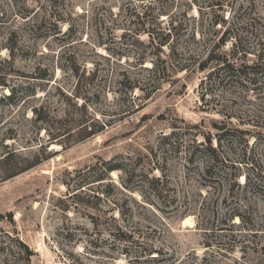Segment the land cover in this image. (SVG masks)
<instances>
[{"label":"rangeland","instance_id":"374dc122","mask_svg":"<svg viewBox=\"0 0 264 264\" xmlns=\"http://www.w3.org/2000/svg\"><path fill=\"white\" fill-rule=\"evenodd\" d=\"M190 1L0 0V264H264V95L196 69L264 54V0ZM209 139L251 180L225 201Z\"/></svg>","mask_w":264,"mask_h":264},{"label":"trees","instance_id":"16d2710c","mask_svg":"<svg viewBox=\"0 0 264 264\" xmlns=\"http://www.w3.org/2000/svg\"><path fill=\"white\" fill-rule=\"evenodd\" d=\"M192 1L191 0V6H192ZM184 19L180 20L177 24V26H174V23L176 22V20H174V18H171L170 20V28H169V32H167L166 34L164 33L163 38H159L157 37V41L155 40L156 38L154 37V34L152 31H146L148 33V37H149V42L151 45H156L157 48H159L160 50L163 49L164 47H169L172 50V54L171 56H175L178 57V52L176 49V45L171 48V44L174 45L175 43H173L174 39L171 40L172 37H174V35L177 34H173L175 33L176 30L182 29L185 35L187 36H191V37H195L196 36V31H195V26L193 25L194 22H196V17L194 16H190L188 14L183 15ZM163 35V34H162ZM177 40L175 41L176 43L178 42V38H176ZM260 39H264V35L261 36ZM219 44V43H218ZM217 48L219 46H217V44L215 45ZM214 46V47H215ZM10 49V54L14 57L13 54V47H9ZM163 51V50H161ZM214 50L208 52V54L205 56L204 59H202L201 61L198 62L196 69L199 71H206L209 68V73L207 75V79H210L213 76V72H222L226 75V81L227 83H232L234 85H240L241 87L244 88H250L253 87V89H258L259 92L263 93L264 95V58L262 57L264 54H258V58H256L255 60H253L250 64L246 63L245 61L241 60L242 62L237 63V58H227L228 54H214ZM176 54V55H175ZM238 54V47L235 46V50L232 52V54H230V57H235V55ZM195 55V54H194ZM245 55V53H244ZM194 58H200V57H194ZM239 59V58H238ZM186 67V66H184ZM183 66H178V69L181 70L184 68ZM217 70V71H216ZM224 80H221V83H223ZM0 85L5 86L4 83H0ZM256 126V125H255ZM264 127V122L263 125H261ZM216 129H219L221 132V134L224 135V133L226 131H223L224 129H226V124H222L220 126H218L217 124H215L214 126ZM243 134H251V130H245V131H240ZM220 139V138H219ZM208 145L206 147H204V143L205 141H201L196 143L195 145V149L191 152H188V156L186 158L187 163H194V160L196 158V153L197 151L203 152L205 153V156L208 158V163L206 166H204L203 169V176L206 180L211 182V187L215 190H220V191H226L225 193V197L223 198L224 201L227 200L229 197H232V194L235 190L236 187L238 188H242V186H247L248 183H250V178L247 174H244V182L240 183L238 181V178L240 176L239 172H235L232 171L230 169H228V164L230 163V165L235 168L236 165H234L233 162H231L230 160H228V158H226L225 156L222 155V153L219 151L218 149V145L217 146H213L211 144V140H207ZM159 181V180H158ZM260 187V186H258ZM222 189V190H221ZM237 217L239 219V224H246L248 225V220H246L245 218V214H242L240 211V208H235L233 209L228 216H226V218H224V220L222 221H228L231 222V227L236 226V223L233 221V219ZM249 223L252 224V220L249 221ZM222 229V228H220ZM121 233V237L122 240L124 241H128L130 247L132 246L133 243H135V241H131L132 240V234H128L124 231L119 230ZM127 242V243H128ZM124 248H122L123 252L125 254H129V253H135L134 254V260L136 262H140L143 259H148V257L153 258V256H151L153 254V252L155 250H150L148 252H146V250H141L139 249V251L136 252H130L128 251V247L123 246ZM129 247V249H130ZM24 248L27 249V246H24Z\"/></svg>","mask_w":264,"mask_h":264}]
</instances>
